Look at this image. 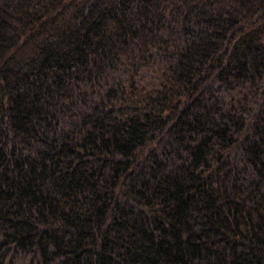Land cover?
Here are the masks:
<instances>
[{"label":"trees","instance_id":"trees-1","mask_svg":"<svg viewBox=\"0 0 264 264\" xmlns=\"http://www.w3.org/2000/svg\"><path fill=\"white\" fill-rule=\"evenodd\" d=\"M0 264H264V0H0Z\"/></svg>","mask_w":264,"mask_h":264}]
</instances>
